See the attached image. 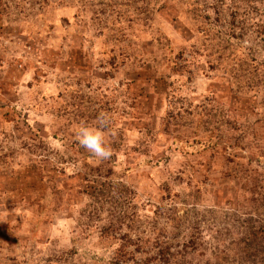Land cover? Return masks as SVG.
Listing matches in <instances>:
<instances>
[{
    "label": "rangeland",
    "instance_id": "1",
    "mask_svg": "<svg viewBox=\"0 0 264 264\" xmlns=\"http://www.w3.org/2000/svg\"><path fill=\"white\" fill-rule=\"evenodd\" d=\"M260 38L242 0H0V264L137 261L188 233L202 262L242 260L264 234ZM101 112L103 161L75 136Z\"/></svg>",
    "mask_w": 264,
    "mask_h": 264
},
{
    "label": "trees",
    "instance_id": "2",
    "mask_svg": "<svg viewBox=\"0 0 264 264\" xmlns=\"http://www.w3.org/2000/svg\"><path fill=\"white\" fill-rule=\"evenodd\" d=\"M252 7L254 15L257 17L255 20L254 18H248V12H246L245 8L250 9ZM247 26V27H246ZM252 33L257 32L258 36L261 37L259 42H256L255 46L258 49L257 51H264V0H242V35L244 33ZM249 47V48H248ZM248 49L253 47L252 44L248 45ZM264 55V53H263ZM243 233V232H242ZM150 236L146 237L147 241L150 242ZM257 238H261L264 240V234L258 233L254 234L251 233L249 235L250 242L247 243L244 241V237H242V247L240 250L234 251V257L239 260L237 264H264V248L261 251L257 252V247L255 246L254 242H256ZM246 239V238H245ZM124 246L119 245L113 252V257L110 258L109 264H182L177 263L179 258L178 257H187L189 262L195 260V263H185V264H212L209 262H202L200 256L201 253V242L196 236L193 234H186L183 236L181 249L180 251H171V245L163 241L157 247L153 248V250L149 251L146 256L138 257L137 261L133 259L128 262L127 259H124V256L129 255L130 252L125 251ZM211 255H214L213 252H210ZM263 257H261V255ZM259 255V256H258ZM218 258V256H213ZM257 257V261L256 260ZM252 258V260H249Z\"/></svg>",
    "mask_w": 264,
    "mask_h": 264
},
{
    "label": "clouds",
    "instance_id": "3",
    "mask_svg": "<svg viewBox=\"0 0 264 264\" xmlns=\"http://www.w3.org/2000/svg\"><path fill=\"white\" fill-rule=\"evenodd\" d=\"M110 118L101 112L95 123L89 124L81 121L75 127V136L81 146H83L94 158L106 160L112 155L110 144L106 138L105 129L109 126Z\"/></svg>",
    "mask_w": 264,
    "mask_h": 264
}]
</instances>
